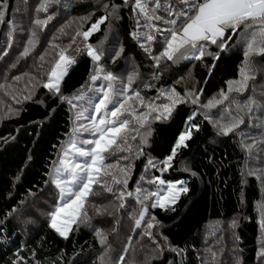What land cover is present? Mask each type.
<instances>
[{
  "label": "trees",
  "instance_id": "16d2710c",
  "mask_svg": "<svg viewBox=\"0 0 264 264\" xmlns=\"http://www.w3.org/2000/svg\"><path fill=\"white\" fill-rule=\"evenodd\" d=\"M41 2L8 0L5 22L0 24V54H5L0 58V67L8 59L10 63L6 82L0 83L7 86L0 90H6L9 94L0 91L2 100L15 102L12 97L17 95V86L19 84L21 88L22 83L19 81L12 84L14 77L35 76V67L38 66L35 57L41 54L46 58L40 69L41 80L33 83L36 86L32 88L31 99L22 98L20 103L15 102L17 108L13 107L14 113L4 119L0 114V264H13L17 253L24 258L20 264H100V257L108 246L111 249L108 254L112 255V261H116L128 246L129 237L131 244L125 256V264H141L135 260V255L145 253L143 251L149 254V260L144 264H202V258L207 257L209 248L224 257L223 261L220 257L216 264H225V261L226 264H237V261L239 264H264L257 257L260 241L264 239L258 211L259 204L264 202V189L256 176L245 174L249 167L264 165H258L248 157L247 152L241 148L242 137L239 134L254 133L256 130L247 127L246 121L236 134L218 135L217 130L204 119L202 113L205 110L190 102L178 104L167 121H154L143 154L137 158L133 153L129 160L120 162L122 166L131 165L127 191L133 193L138 186L150 191L156 190L155 185L140 180L142 175L146 179L161 176L166 181H186L189 192L181 195L174 205L175 211L153 208L151 203L154 198L150 199L145 202L148 213L144 222L137 228L132 216L139 213L140 205L134 197H127L125 207L120 209L119 201L113 194L96 187L97 194L91 196L86 205L89 219L75 224L67 239L50 227L49 213L56 206L58 189L51 183L48 173L53 170V161L58 159L61 142L67 139L73 127L74 115L67 102H62L60 96L41 86L47 79L45 73L54 59L58 58L59 50L50 45L54 43L60 48H67L66 54L75 60L60 86L63 96L72 97L81 85L88 82L93 62L83 48L82 37H77L76 43L68 48L71 38L78 29L86 31L100 16L105 15L102 4L123 5V0H59L58 3H52L47 13L40 12L38 15L41 19L52 15L53 19L42 29H37L38 42L31 54L20 58L23 49L17 56L16 36L20 33L29 39L32 21L37 15L35 9ZM82 17L90 19L82 22ZM8 21L16 25L11 47L8 46ZM134 30H137V26L131 5L122 6L118 17H110L105 21L88 43L99 46V42L104 41L105 56L101 64L106 70L121 77L133 71L138 72L139 78L133 87L140 90L146 101L154 99L159 88L175 86L183 94V77L191 71H196L199 77L198 90L203 89L201 103L220 89L226 90L227 80L238 78V67L243 59V51L239 46L220 53L218 60L206 55L201 60H182L175 64L162 61L157 70L152 67L153 61L148 54L132 38ZM235 40L236 37H233L230 44ZM121 45L124 51L113 63L111 54ZM159 49L160 44L157 42L153 45V54ZM209 50L213 53L219 51L214 45ZM255 60L258 69L256 78L249 81V90L238 97L242 101L253 95V90L258 93L264 87V57H256ZM213 64L215 67L209 74ZM157 71L162 75L158 80H152V74ZM194 78L191 75L190 80ZM185 81L190 84L189 80ZM102 83L103 80L97 81V84ZM145 83L155 86L148 89L143 86ZM188 89L194 88L189 85ZM16 97L20 99L24 96L21 93L20 97ZM156 102L160 103L161 100ZM217 111L213 109L211 114L215 116ZM194 112L196 115L193 122L199 125V131L193 129L192 139L187 142L188 147L179 150L172 166L161 172L159 161L170 154L178 134L184 130L188 117ZM132 144L135 148L139 140ZM150 158L157 167L145 171ZM115 159L113 157L108 162H114ZM192 172L196 175L193 176ZM119 187L122 185H114V191ZM96 208L101 209L100 214H97ZM13 209L16 211L12 212ZM153 216L159 223L149 230L152 233L149 237L144 234L145 222ZM233 221L236 226L232 227L231 236L234 238L231 239L228 237L230 232L227 230L224 233L221 228L233 224ZM98 230L107 236V244L104 246L96 236ZM217 231H220L219 236ZM215 239H220L224 244L227 242L226 246H220L222 250H219V246L213 244ZM227 251L229 257L225 256Z\"/></svg>",
  "mask_w": 264,
  "mask_h": 264
},
{
  "label": "snow or ice",
  "instance_id": "6c2138e0",
  "mask_svg": "<svg viewBox=\"0 0 264 264\" xmlns=\"http://www.w3.org/2000/svg\"><path fill=\"white\" fill-rule=\"evenodd\" d=\"M58 2L59 0H42L36 7L37 15L32 21L33 27L20 58H26L31 54L38 42L37 29H42L53 19L52 15L41 19L38 14L47 13L52 3ZM127 5H131L137 26V30H134L131 36L153 61L154 69H160L162 61L175 64L182 60H201L206 55L218 60L220 53L230 47L239 46L243 51V59L238 67V78L227 80L226 90L220 89L203 103L200 100L203 89H186L181 94L175 86L157 89V96L146 101L140 90L133 87L139 73L133 71L126 77H121L106 70L101 64L105 56L104 41H100L99 46L88 43L90 37L100 31V26L105 21L110 17L117 18L120 8ZM8 7V0H0V24L5 22ZM102 7L105 9V15L100 16L86 31L78 29L68 45L70 48L76 43L77 37L83 38V48L93 62L88 82L81 85L72 97L61 94V82L75 60L66 54L67 48H60L53 43L50 47L59 50L58 58L54 59L52 66L45 73L46 82L41 84L49 92L60 96L62 102H67L74 113L73 127L67 134V139L61 142L58 159L53 161V170L48 173L51 183L58 189L56 206L49 213L50 227L64 239L68 238L72 225L89 219L86 205L90 197L97 194L96 187L113 194L119 201L120 209L125 207L127 197H134L136 203L140 205L139 213L132 216L137 228L144 222V217L148 213V205L145 202L150 199L154 198V202L151 203L153 208L175 211L174 205L181 195L189 192L186 181H166L161 176L146 179L142 175L140 180L155 185L156 190L150 191L138 186L133 193L127 191L131 165L122 166L120 162L129 160L133 153L137 158L142 155L152 133V123L170 119L178 104L190 102L204 109L202 113L204 119L217 130L218 135L222 136L236 134L247 121V127L256 131L248 134L239 133L242 137L241 148L258 165H264V87L258 93L253 90V95H249L243 101L238 98L249 90V81L256 78L258 69L255 58L264 57V0H123V5L112 3L109 6L108 3H104ZM88 19L90 17H82L81 21ZM8 24V46L11 47L16 25L12 21H8ZM61 32L63 33V29ZM233 37H236V40L230 44ZM157 42L160 49L153 54V45ZM213 45L218 52L213 53L209 50ZM123 51L121 45L111 54L113 63L120 58ZM39 60L43 62L45 56L41 55ZM40 66L43 67V64ZM214 67L215 64L209 68V74ZM160 75L162 73L154 72L151 79L158 80ZM14 79L19 82L21 77L16 76ZM37 79L35 76L29 77L28 85L31 87L25 89L28 93L23 97L25 100L31 99L32 88L36 86L33 81ZM99 80H103L104 83L97 84ZM143 86L151 89L155 85L145 83ZM6 87L0 85V88ZM12 99L16 103L21 102L16 96ZM157 100L161 102L157 103ZM213 109L218 110L215 116L211 114ZM14 111L9 106L8 112ZM195 115L196 112L188 117L184 130L178 134L170 149V154L159 161L162 165L161 172L172 166L179 150L188 147L187 142L192 139L193 129L199 131V125L193 122ZM137 140L139 144L133 148L132 142ZM120 153L129 155H118ZM113 157H116L114 162H108ZM155 167L157 164L150 158L145 171ZM245 174L256 176L261 180V187L264 189V166L249 167ZM192 175L195 176L196 173L192 172ZM114 185L122 187L114 191ZM15 211L16 209L12 210ZM96 211L97 214L101 213L100 208H96ZM258 211L261 217V232L264 234V202L259 204ZM11 214L10 212L9 215ZM145 223L144 234L151 237L152 233L149 230L159 221L153 216ZM235 226L233 221L232 227ZM96 236L102 246L107 244V236L103 231L98 230ZM130 244L131 237L128 246L123 249V254L116 261H112L108 256L111 250L108 246L100 257V264H125ZM260 245L257 257L264 261V239L260 241ZM172 250L179 252L177 249ZM207 253V257L202 258V264H216L217 253L212 248H209ZM23 260L24 258L17 253V259L13 264H20Z\"/></svg>",
  "mask_w": 264,
  "mask_h": 264
},
{
  "label": "rangeland",
  "instance_id": "374dc122",
  "mask_svg": "<svg viewBox=\"0 0 264 264\" xmlns=\"http://www.w3.org/2000/svg\"><path fill=\"white\" fill-rule=\"evenodd\" d=\"M27 21L28 20H26V23H27ZM21 38H23V39H21ZM16 39H17V42H16V46L18 47V49H16V55L18 56V52L20 51V50H22L23 48H24V46L26 45V43H27V40H28V37L27 36H23V35H21L20 33L16 36ZM22 40H23V42H22ZM5 56V54L2 52L1 54H0V58H2V57H4ZM41 56V54L40 55H37L35 58L37 59V61H36V64L38 65L37 67H35V71H36V75H35V77H37L38 79H37V81L39 82L40 80H41V75H40V69H41V64H43V62L42 61H40L39 60V57ZM45 60H46V58H45ZM180 62V61H179ZM178 62V63H179ZM10 63H9V59L0 67V83L1 82H4L5 81V79H6V77H7V73H8V65H9ZM70 69V68H69ZM69 71V70H68ZM191 75H194V77H196V78H194V80L192 81V80H190V77H191ZM21 77V76H20ZM29 77H31V76H29ZM29 77H21V83H22V86H21V88H20V86H19V84H18V86H19V89L21 90V92H20V90L18 89V86H17V90H16V93H17V95L16 96H18V97H20V94L22 93V95L24 96V95H27V91L25 90L26 89V87H29L30 88V86L28 85V80H29ZM65 78V77H64ZM184 78V80H183V83H182V85H183V91L184 90H186V89H188V87H189V85H192V87L195 89V90H198V88H199V77H198V75L196 74V71H191L190 73H188V75L186 76V77H183ZM189 80L190 81V84H187L186 83V81L185 80ZM196 79H198V81H197V83L195 84V82H196ZM35 81V80H34ZM34 81H33V83H34ZM6 82V81H5ZM4 82V83H5ZM17 83V81L14 79V81H13V83L12 84H14V83ZM4 83H2V85H4ZM25 86V87H24ZM32 90H34V89H32ZM1 91V93L2 94H5V92H6V90H0ZM2 97L3 96H1L0 95V114H1V117H2V119H4V117L5 116H8V115H10V114H12V113H14V112H8V108H9V106L13 109V107H15V108H17V106H16V104H15V102H12V103H10L8 100L7 101H5V100H2ZM32 97V96H31ZM23 97H21L19 100H21ZM13 104V105H12ZM74 227V225H72V228ZM211 226H209V228H210ZM221 227V226H220ZM209 228H208V232H209ZM221 229H223V231H224V233H225V231H227L228 230V232H230V233H228V237L229 238H234L233 236H231L232 235V223H230V224H227V225H225V226H222V228ZM217 233H218V236L220 235V231H217ZM70 234V233H69ZM221 234H222V232H221ZM119 238L121 237V235L120 236H118ZM213 244L214 245H218L219 246V250H222V248H220V246H222V247H225L226 246V244H227V242L224 244L220 239H215V240H213ZM223 244V245H222ZM143 252H145V253H137V255H135L136 257H137V259H135V260H137V262H140L141 264H144L147 260H149V254L146 252V251H143ZM229 252L227 251L226 253H225V256L226 257H229ZM108 256L111 258V260H112V255L111 254H108ZM135 256H134V258H135ZM222 258V261L224 260V257H222L219 253H217V258H216V262H218V261H220V259L219 258ZM128 259H130V258H128ZM225 264H226V261H225Z\"/></svg>",
  "mask_w": 264,
  "mask_h": 264
}]
</instances>
